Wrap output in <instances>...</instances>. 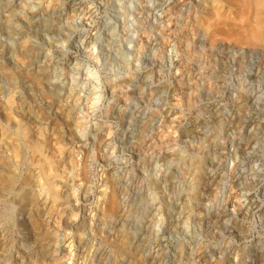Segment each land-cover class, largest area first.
<instances>
[{
	"label": "rangeland",
	"instance_id": "rangeland-1",
	"mask_svg": "<svg viewBox=\"0 0 264 264\" xmlns=\"http://www.w3.org/2000/svg\"><path fill=\"white\" fill-rule=\"evenodd\" d=\"M0 1V42L16 52L20 39L1 27L22 21ZM25 2L18 15L66 13L62 29L40 28L38 38L69 123L37 114L35 101L22 99L31 84L0 71V183L12 181L0 189L9 240L0 264H264V47L240 42L247 8L225 2L229 24L208 34L196 25L203 0ZM97 138L107 157L96 156ZM25 182L32 205L4 209L18 205ZM114 228L136 253L114 247Z\"/></svg>",
	"mask_w": 264,
	"mask_h": 264
},
{
	"label": "bare ground",
	"instance_id": "bare-ground-1",
	"mask_svg": "<svg viewBox=\"0 0 264 264\" xmlns=\"http://www.w3.org/2000/svg\"><path fill=\"white\" fill-rule=\"evenodd\" d=\"M4 1H5L3 3L4 8L2 7V9H8V11L10 12V16L12 17L11 20L14 19L13 20L14 22H18V19H19L22 21V24L20 28H17V27L12 28L10 25H7V26L5 25L3 28L1 27V29L9 35L13 33L16 34V36H18L20 40H19V44H18V48L16 52L12 50L10 51L2 42H0V71H3L6 73L4 76L6 77L8 76L9 78H14V79L16 78V75H19V74L22 75L26 79V81L31 84V86L26 90L27 94H25L26 92H24V95H23L22 94L23 89L21 90L22 99L30 100V101H26L28 103L29 102L33 103V101H35L34 103H36L37 105V110L35 112H37V114L39 113L41 116H45L46 118H53L54 120H59L61 121L62 124H64L67 127L69 123L68 113L65 110V108L62 106L61 101L59 102V100H57V95H56V90L58 91V89L61 88L62 84L59 82L58 78H57V81L53 82L51 79L54 80V77L49 75L47 68L43 66L44 65L43 63H45V60L48 58L47 57L48 54L46 52L47 45L46 43L41 42L38 38L39 36L38 29L40 30V28L50 33H54V34L58 32L60 29H62L63 27L62 23L65 21L63 19L65 18L66 13L65 11H63V9L59 10V8L51 7V10L49 9L48 13L44 17H41V18L38 17L36 14L38 10H35L33 13L27 12L28 14L26 13V14L18 15L15 12V9L16 7L25 8L26 7L25 0H13L11 2L9 0H4ZM45 1H47L48 3H51L56 0H45ZM2 2L0 1V3ZM225 2H231L233 5L235 3L237 4L238 2H240V4L239 3L238 4L245 6L248 10L247 12L249 13L250 18L248 16L247 17L249 18L250 22L242 26V28L244 27L242 29L244 32L241 36L242 41L240 42L250 44L251 47L253 46V48L255 47L259 48V46L264 47V0H203V4L200 7V11L198 13L199 17L196 21V25L198 27L201 26L202 29L208 32V34L215 33L214 31L215 27L218 28L217 27L218 25H223L227 23L225 18L226 17L228 18V16L223 17L222 13L220 12V8ZM51 5H53V3ZM71 7L73 11L72 15L73 14L76 15L77 9L75 8L74 3L71 4ZM243 17L242 19H244ZM249 20H246V22ZM228 22H230V20ZM243 23L245 24V22ZM109 37L110 35H107V38ZM57 55L59 56V58L67 59L71 54L69 55L63 51L62 52L59 51ZM13 56H16L17 58L16 62H18L19 65H16V63L12 64L14 62L10 63L8 61L10 60L8 58L13 57ZM71 56H75L74 53ZM6 61H7V64L4 65L3 62L6 63ZM10 64L13 66L16 65L17 67H10V66L8 67L7 65H10ZM13 88H18V82L13 84ZM39 97L43 98L44 101L43 100L40 101ZM7 104L8 105L11 104V101L9 99H7ZM94 130L97 132L96 127L94 128ZM62 136L68 137V138L72 137V133L69 130V128L62 134ZM98 142H99V138L95 140V144H94L96 156L100 158L107 157V155L102 153V151L99 149ZM89 161H90V157H89L88 152H85L83 150L82 165H81V168L79 169V173L83 180L87 177L89 173V168L87 164ZM195 165L196 166L192 174L195 181H194V184H192L190 187V190L193 193V195H195V193L197 194L198 192L197 184L201 182L200 166L198 164H195ZM22 185H23L22 193H19L20 194L19 197L17 196L18 205H15L11 201L8 202V204L6 205L7 208H4V209H7V211L12 209L10 210V212H12L14 211V208L16 207L21 211V213H24L25 210L32 205V202L30 201L31 199L30 194H32L33 185L30 183H26V182L23 183ZM11 186H12L11 178L10 179L8 178L7 180H5L4 184L0 186V189L10 190ZM109 190L110 191L107 194L105 206H106V213L112 215L115 211H117L116 210L118 206L117 205V202H118L117 192L113 184H111V187ZM54 199L58 206L59 215L63 214L64 207L62 206V201L57 196H55ZM8 216L10 217V215ZM5 224H6L5 219L3 218L2 215H0V228H1L0 242L2 244L0 245V248L3 247V252L8 247V244H9V240H7L8 232L6 233L7 227L5 226ZM113 232H114V235H116V240H118L117 243L115 242L116 246L114 245V247H116L117 250H119L118 248L120 247L125 248L126 246V248H128L130 251H133L134 253L137 252L136 246H129L128 244L129 235L125 231L121 229L119 230L115 229ZM35 234H36L37 240H39L38 230L37 231L35 230ZM46 250H49L48 253L52 252L51 248H46ZM139 262L140 264H152L150 261H147L143 258H139ZM2 264H12V262L10 259H8L4 261Z\"/></svg>",
	"mask_w": 264,
	"mask_h": 264
}]
</instances>
